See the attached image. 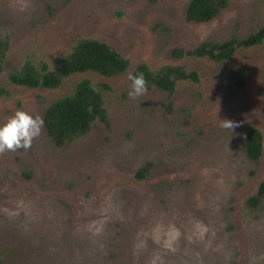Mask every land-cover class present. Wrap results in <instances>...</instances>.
Returning <instances> with one entry per match:
<instances>
[{"label": "rangeland", "instance_id": "rangeland-1", "mask_svg": "<svg viewBox=\"0 0 264 264\" xmlns=\"http://www.w3.org/2000/svg\"><path fill=\"white\" fill-rule=\"evenodd\" d=\"M190 1L0 0V126L44 120L30 150L0 154V264H264V147L252 161L239 135L264 141V0H217L204 24L185 20ZM88 41L130 70L66 73ZM200 44L223 61L174 59ZM29 62L42 87L16 75ZM166 65L190 71L174 90ZM84 83L87 127L49 135L48 109Z\"/></svg>", "mask_w": 264, "mask_h": 264}, {"label": "trees", "instance_id": "trees-1", "mask_svg": "<svg viewBox=\"0 0 264 264\" xmlns=\"http://www.w3.org/2000/svg\"><path fill=\"white\" fill-rule=\"evenodd\" d=\"M210 1L212 0H192L188 9L189 18L198 21L209 20L212 15H214L215 9ZM253 42H255V39ZM87 44L88 45L85 44L78 50L77 55L73 57L70 62H66V66L63 67L66 73L72 74L85 71H96L104 76H110L120 73L124 70L123 68L126 67V65H123V67L120 64L117 65V62L114 61L111 54L107 53L103 44H97L95 42H88ZM89 45L94 47L91 49ZM209 54L213 57L212 51H210ZM112 65L115 66L116 69H112ZM29 67V70H24V68H22V71L16 74L19 76V79L23 77L25 83H30L29 85H31V87H42L45 85L43 83V76H40L43 75L44 72L33 63H30ZM168 71L171 72L170 70ZM140 73L144 74L145 79L148 77L145 72L140 70L133 75ZM19 79L11 78L12 82H19ZM157 86L162 88L164 84L160 82ZM1 94L2 91H0V95ZM96 101L97 98L94 90L86 85V83L80 88H77L75 95L67 96L61 101H57L47 112L46 123L49 135L61 139L62 137H66L70 132L83 131L90 120L86 108L96 105ZM247 139L249 143L251 142L249 152L252 158L259 157L262 147V142L260 141L261 135L257 132H252L249 133ZM257 196H264V182L260 185Z\"/></svg>", "mask_w": 264, "mask_h": 264}, {"label": "clouds", "instance_id": "clouds-1", "mask_svg": "<svg viewBox=\"0 0 264 264\" xmlns=\"http://www.w3.org/2000/svg\"><path fill=\"white\" fill-rule=\"evenodd\" d=\"M132 82L128 96L136 99L148 90V82L143 73L129 74ZM95 90V89H94ZM220 128L233 132L241 124L230 119L220 120ZM44 120L40 115H32L26 111L18 110L0 126V154L15 152L19 149L30 150L34 139L42 134ZM246 139V134H239Z\"/></svg>", "mask_w": 264, "mask_h": 264}, {"label": "flooded vegetation", "instance_id": "flooded-vegetation-1", "mask_svg": "<svg viewBox=\"0 0 264 264\" xmlns=\"http://www.w3.org/2000/svg\"><path fill=\"white\" fill-rule=\"evenodd\" d=\"M192 1V0H191ZM191 1L189 2V4H188V6L186 7V10H185V20L187 21V22H190V23H195V24H204V23H208V22H211V21H213L214 19H216V17L219 15V9L222 7L218 2L219 1H217V0H212V1H210L211 2V4H213V7H215V9H214V15H212V17L209 19V20H205V21H198V20H195V19H191V18H189V16H188V9H189V5H190V3H191ZM227 2H228V0H226ZM231 39V38H230ZM229 39V40H230ZM83 41H85V40H83ZM88 42H95V43H97V44H103L104 45V47H105V50L106 51H110V52H112L114 49L112 48V47H108V45L107 44H105L104 42H101V41H88ZM239 42V41H238ZM203 44V43H202ZM202 44H200L198 47H196V48H194V49H192V50H185L184 48H178V49H176V51H174L173 53H178V57L177 58H175L174 57V59H176V60H182V59H185V58H198V59H204V58H209V59H211V60H213V61H215V62H217V63H220V62H222L223 61V59L219 56V54H218V52H217V50L219 49V48H215L214 47V49L215 50H213V49H211L210 50V48H207L206 50H203L202 49ZM86 45H88L87 43H86ZM90 47H91V49L94 47V46H91V45H89ZM235 48V47H234ZM210 51H212L213 52V57L209 54V52ZM219 51V50H218ZM117 62V65L118 64H120L122 67H123V63L125 62V63H127L128 65L125 67V68H123L124 70L123 71H121L120 73H117V74H114V75H111V76H108V78H110V77H114V76H118V75H121V74H123L124 73V71H125V73L126 72H128L129 70H130V61H128L126 58H124V57H122L121 55L118 57V60L116 61ZM143 65H145V64H143ZM37 66V65H36ZM141 66V65H140ZM147 66V65H146ZM121 67V68H122ZM163 69H168V70H170L171 71V75H170V77H168L169 78V80H170V84L169 85H171V89L172 90H174L175 88H176V86L178 85V83L179 82H181L182 80H185V79H187L188 77H187V72H190V71H188L187 70V72L185 71V68L184 67H181V66H179V65H166V66H164L162 69H160L159 71H157V72H160L161 70H163ZM148 71H150V72H153V71H151L150 69H149V67H148ZM87 71H85V72H78V73H86ZM93 72H96V71H93ZM194 72V71H193ZM98 73V72H97ZM100 74V73H99ZM134 74V73H133ZM190 81V80H189ZM191 82H193V81H191ZM195 82V81H194ZM160 89H162V90H168L167 88H166V83H164V86L162 87V88H160ZM170 90V89H169ZM248 135L249 134H246V139H245V142H246V144H245V147H246V151H245V153H246V155L248 156V158L249 159H251L252 161H259L260 160V157L263 155V147H264V141H262V147H261V155L259 156V157H257V158H252V156H251V154H250V152H249V148H250V146H251V142L249 143V141H248V139H247V137H248ZM262 184V183H261ZM260 184V185H261ZM260 185H259V187H260ZM259 187H258V190H259ZM257 194H258V192H257Z\"/></svg>", "mask_w": 264, "mask_h": 264}]
</instances>
